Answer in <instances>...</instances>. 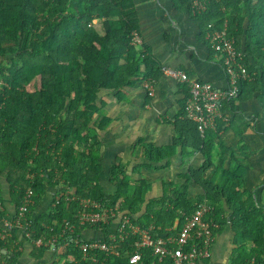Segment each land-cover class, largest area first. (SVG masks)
<instances>
[{
    "label": "trees",
    "instance_id": "trees-1",
    "mask_svg": "<svg viewBox=\"0 0 264 264\" xmlns=\"http://www.w3.org/2000/svg\"><path fill=\"white\" fill-rule=\"evenodd\" d=\"M174 1L190 10L194 0ZM109 7L112 9L107 10ZM206 15L215 29L226 24L238 61L246 69L248 77L239 82L238 99L259 92L264 106V0H208L207 10L197 17ZM136 22L131 0H0V179L9 186L15 211L23 193L32 190L33 204L25 217L31 221V239L49 241L59 236L57 242L62 244L63 225L76 223L77 201H62L33 216L49 189L56 193L69 190L79 199L108 206L120 202L132 224L141 229L153 226L151 233L157 236L168 235L164 228L177 218L180 224L185 222L197 207L182 196L184 188L171 184L160 200L143 207L149 184L131 181L120 163L110 171L116 192L107 194L100 186L99 132L111 122L98 105L100 93L114 92V98L122 101L125 88L136 81L154 82V75H161L162 66L148 48L131 43L132 33L138 31ZM183 107L182 118L174 123L177 142L185 154L199 151L206 157L199 171L189 170L186 175L205 191L198 203L212 208L206 220L219 228L231 222L237 246L233 264H264L263 210L252 199H245L242 171L236 166L227 170L220 167L221 174L209 180L202 177L211 165V148L220 129L207 130L201 136L196 124L183 116ZM143 148L144 157L154 163L168 156L166 149ZM6 215L10 218L6 208L0 210V218ZM97 229L106 241L110 227ZM83 230L77 228V234ZM8 235L0 240V251H6L2 258L6 264H19L21 244L10 231ZM134 239L128 237L125 247ZM193 244L190 242L186 249ZM49 248L40 247L36 252L41 255ZM66 250L78 257L72 245ZM65 258L63 252L55 264H62ZM100 260L104 264H129L126 258ZM157 262L150 250H144L138 264ZM160 263L171 264L169 260Z\"/></svg>",
    "mask_w": 264,
    "mask_h": 264
},
{
    "label": "crops",
    "instance_id": "crops-1",
    "mask_svg": "<svg viewBox=\"0 0 264 264\" xmlns=\"http://www.w3.org/2000/svg\"><path fill=\"white\" fill-rule=\"evenodd\" d=\"M131 1L136 12V33L141 45L148 48L160 67L181 70L191 79L210 83L220 90L227 88L222 58L213 52L205 39L208 26L214 27L207 15L197 17L192 14L191 9L177 5L174 0ZM110 9L112 8H107ZM143 69L145 68L142 67V71ZM154 83V92L150 97L141 81L134 82L131 87L122 91V101L114 98V92L100 93L99 97L103 102L99 98L98 105L102 114L111 120L106 129L99 132L100 186L107 194L116 192L111 183L110 171L120 163L131 181L143 180L149 184L150 189L143 207L149 201L160 200L169 184L173 188H184L182 196L198 206L201 204L198 203V198H204L205 191L193 178H186V175L189 170L199 171L206 162V157L199 151L185 154L184 148L177 142L174 127L175 121L182 118L181 108L188 86L158 74L154 75ZM223 110L226 119L217 123L216 127L220 130L211 148V165L202 177L209 180L214 175L221 174L223 169L220 167L227 170L236 166L242 171L245 199H252L255 206L264 212V106L259 100V92L252 93L247 98L242 96ZM147 145L166 149L168 156L159 164L151 162L144 157L143 147ZM0 185V202L3 205L0 210L6 208L10 216L0 218V225L4 227L5 222L12 221L16 211L9 186L2 178ZM55 194V189H49L33 216L48 211ZM223 206L226 207L225 201ZM224 209L228 216L229 211ZM179 214L184 215L181 211ZM183 223L180 224V219L177 218L164 231L174 236L173 233ZM11 225L9 231L21 244L19 264H55L59 261L61 251L50 247L39 255L37 248L24 238L21 230ZM115 225L110 227L109 233L115 232ZM149 228L154 229L153 226ZM215 230L210 258L199 264H233L237 246L234 244L235 233L231 222H226L220 228L216 225ZM82 237L85 240H102L104 235L101 229L91 228L84 229ZM5 252L0 251V264L6 262L2 258ZM157 263L161 264L160 261Z\"/></svg>",
    "mask_w": 264,
    "mask_h": 264
},
{
    "label": "built area",
    "instance_id": "built-area-1",
    "mask_svg": "<svg viewBox=\"0 0 264 264\" xmlns=\"http://www.w3.org/2000/svg\"><path fill=\"white\" fill-rule=\"evenodd\" d=\"M208 0H194L191 12L197 16L207 10ZM205 39L213 52L222 58L223 68L227 76V88L220 90L207 82L191 79L181 70L162 66L161 76L170 78L180 84L188 86V94L184 101L183 116L196 124L200 135H204L207 130L215 129L217 123L226 119L224 106L234 103L240 93L239 82L246 79V69L239 63V54L234 47V40L227 34L226 24L221 29L208 26ZM132 45H141V40L136 32L132 33ZM144 87L150 97L154 92V82L145 81ZM62 201L79 204L76 214V223L66 222L63 225V242L59 244L54 236L49 241L43 239H31L26 214L33 204V192L27 189L21 198V202L11 222H5L6 229L0 232V240L9 237L8 231L15 225L36 248L53 247L66 254L65 260L68 264H104L100 257L126 258L129 264H138L142 259V252L150 250L158 261L169 260L171 264H199L211 255V247L214 243L215 235L213 229L215 224H211L206 217L211 213L212 208L207 203L199 204L193 214L186 219L180 231L172 236H157L151 233L152 229H141L138 225L131 223L128 212L122 208L120 202L114 206H108L101 201L93 199H79L69 190L58 191L54 196L52 207L58 206ZM1 208V203H0ZM116 224V225H115ZM116 226L114 233H109L108 239L85 240L82 233L77 234V228H100L104 226ZM135 237L129 247H125L128 237ZM194 244L190 249H186L190 242ZM73 246L78 250V257L66 253V248ZM124 245V247H122ZM21 247L19 248V250ZM130 250L132 252L130 253ZM6 264V263H5ZM248 264H254L251 261Z\"/></svg>",
    "mask_w": 264,
    "mask_h": 264
},
{
    "label": "rangeland",
    "instance_id": "rangeland-1",
    "mask_svg": "<svg viewBox=\"0 0 264 264\" xmlns=\"http://www.w3.org/2000/svg\"><path fill=\"white\" fill-rule=\"evenodd\" d=\"M3 228L6 229L5 226H4ZM8 232H9V231H8Z\"/></svg>",
    "mask_w": 264,
    "mask_h": 264
}]
</instances>
